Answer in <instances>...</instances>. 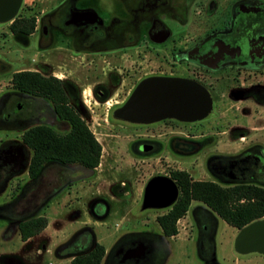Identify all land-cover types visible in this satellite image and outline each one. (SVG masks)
<instances>
[{
  "label": "flooded vegetation",
  "instance_id": "flooded-vegetation-1",
  "mask_svg": "<svg viewBox=\"0 0 264 264\" xmlns=\"http://www.w3.org/2000/svg\"><path fill=\"white\" fill-rule=\"evenodd\" d=\"M121 1L128 9L127 15H102L76 0H55L44 7H39L40 0H0V237L11 242L15 234L23 247L20 254L0 255V264H50L52 254L60 252V257H71L89 242L84 233L90 230L86 224L67 239H59L56 245L44 240L34 245L31 241L46 224L25 237L20 232L34 230L35 217L45 216L52 199L65 195L79 180L93 177L101 156L100 145L99 160L91 168L44 159L40 170L34 173V147L24 142V130L46 125L64 132L69 125L65 118L67 106L70 114L83 119L96 139L85 121L92 114L84 106L89 107L90 98L106 103L115 91L108 94L106 87L110 69L108 73L102 71L103 78L92 81L89 92L73 78L56 74L39 56L57 44L69 47L79 57V53H85L92 58L94 54L125 51L139 45L143 38L155 49L160 47L166 56L167 68L143 71L121 99L109 102L102 117L110 121L114 130L124 131L128 136L127 153L141 161L144 181L139 209H152L157 228H142L147 220L132 222L130 217L131 225L116 232L101 264H162L168 259V238L161 230L158 232L160 226L155 217L167 211L177 194L166 206L142 207L148 179H170L176 185L175 179L182 171L187 179L264 186V0H190L191 9H187L185 19L174 11L170 0ZM162 16L177 18L187 32L173 33ZM22 60L25 64H20ZM114 70L117 75L113 84L118 83L120 73L117 67ZM24 71L29 80L26 87H19L11 75ZM33 72L46 78L56 77L59 89L40 91L38 84L46 81L36 82ZM152 78L174 84L170 107L148 104ZM140 88L142 113H137L133 112L132 98ZM198 154L202 155V178L193 177L186 165ZM41 179L56 181L43 183ZM125 184L121 180L113 185V193H128ZM176 188L178 193L177 185ZM116 202L97 193L89 199L87 210L105 218L115 211ZM196 206L191 202L186 213L190 216L189 232L198 236L195 248L200 264H241L252 253L263 260L253 264H264V253L257 251L233 249L230 262L220 260L210 239L214 225L210 234L208 224L199 220L213 213ZM79 207L80 203H75L71 210L78 211ZM125 213L124 209L116 229L126 221ZM24 221L29 224L24 226ZM206 231L209 237L204 242ZM2 242L0 239V245Z\"/></svg>",
  "mask_w": 264,
  "mask_h": 264
},
{
  "label": "rangeland",
  "instance_id": "rangeland-1",
  "mask_svg": "<svg viewBox=\"0 0 264 264\" xmlns=\"http://www.w3.org/2000/svg\"><path fill=\"white\" fill-rule=\"evenodd\" d=\"M54 1L55 0H40L39 7L53 4ZM76 1L77 3L94 7L99 10L102 15H127L128 11L121 0ZM189 1L190 0H170V4L174 6V11L178 12V16L185 19L188 13L187 9H191ZM162 17L173 33L176 31L187 32V27L181 24L177 18L170 17L165 19L164 16ZM201 25L202 23H200V26ZM140 42L139 45L126 48L125 51L107 52L100 55L94 54L92 58H90V56H85V53H79L82 55V57H79L77 53L72 51L69 47L63 48V45L59 46V44H57L55 49L50 48L39 56V59L45 60V62L48 63V67L55 70L56 74L71 77L81 83L82 86H86L85 92H89L93 80L103 78L102 71L108 73L110 69L109 81L106 87H108V94L112 90L115 91L106 103L92 101L90 98L91 102L88 103L89 107L87 108L84 106V109H88L89 113L92 114L90 118H85V121L101 145V156L99 164L97 165V171L90 179H81L73 184L65 195L52 199L49 207H47L45 211L47 219L46 226L31 240L34 245L39 244V242L43 240L56 245L59 239H67L70 237L69 235L71 233H74V231L79 229L83 224L89 225L90 227V230L88 229V231L84 232L86 233L87 241L93 238L98 239L105 248L113 244V238L116 232L124 231L131 225V221L135 222L140 218L142 222L145 220L148 221L146 224H142V228H157L156 222L153 221L152 209L148 207L142 208V210L139 209V197L142 182L144 181L141 173V161L134 160L127 153L125 141L128 136L124 134V131L114 130L110 121L102 118L109 102L113 99H121L135 79L142 75L143 71L166 67V56L165 53L160 50V47L155 49L150 42L143 40V38ZM19 62L20 64H25L23 60ZM116 67L120 73H118V83L113 84L112 79H115L117 75L114 70ZM5 78L6 76H4L3 82H5ZM88 96L89 94H86V97ZM84 113H82V115ZM112 133L116 134L112 135ZM113 164H115V167L112 166ZM186 165H188V171L193 177L202 178L205 176L201 154L196 155L193 161L189 160V163ZM41 180L43 183L50 180L51 184L56 181V179ZM121 180L126 182L125 185L129 187V192L121 193L118 197L116 193H113L112 186L116 185ZM97 193H102L105 198L112 201L116 202L117 200L113 206L114 208L112 207L115 211L110 212L105 218L93 215L87 210L89 199ZM75 203H80L78 211L71 210L74 209L71 207H73ZM124 203L127 204L124 206ZM192 203L195 204V207H197L196 205L198 204L208 211L207 207L201 204V202L193 201ZM124 209L126 210L125 214L127 215V219L116 229L117 223L121 222L119 216L123 213ZM196 209L197 208H195V211ZM130 217L132 219L131 221ZM199 218L201 222L205 221L208 224L209 233L211 226L214 225V230L212 234L210 233V239L215 247V255L220 260H223V262H230L231 257L234 255L233 249L235 248H233V242L237 232L236 228L227 224L221 218L215 217L213 214L211 215V213L210 215H204V217ZM189 222L190 216L185 212L178 220V225L180 227L178 234L174 238L167 239V244L170 248V256H168V259L162 264H200L195 248L198 237L197 233L192 231L185 234L183 232L186 227H189ZM209 233L207 231L204 233V242L208 240ZM0 239L3 241V244L0 245V255H17L23 250L15 234L12 236L11 242H6L11 239H5L4 237H0ZM58 253L60 252L54 253L49 257L50 264H68L70 257L63 258L60 257L61 255ZM241 261V264H253L252 262L255 261L257 263L263 262L256 253L250 254L249 257L246 259L243 258Z\"/></svg>",
  "mask_w": 264,
  "mask_h": 264
},
{
  "label": "trees",
  "instance_id": "trees-1",
  "mask_svg": "<svg viewBox=\"0 0 264 264\" xmlns=\"http://www.w3.org/2000/svg\"><path fill=\"white\" fill-rule=\"evenodd\" d=\"M33 74L36 82L46 81L38 84L40 91L59 89V79L56 77L46 78L36 72ZM11 80L19 87H26L29 80L28 72L13 73ZM59 107L57 104V108ZM65 108L67 110L65 118L69 125L64 132H57L46 125H36L24 130L22 134L24 142L34 147L31 167L34 173L40 170L44 159L50 158L66 164L75 162L84 168L93 167L99 160V142L93 137L83 119L76 114H70L69 107ZM182 175L180 171L179 179H175L178 187L176 198L167 211L155 217L163 235L170 236L177 232L176 219L186 212L193 201L201 202L216 217L236 229L253 220L264 218V186L249 183L219 184L206 179H187ZM34 221V230L27 232L20 229L22 237L40 230L47 219L45 216H38ZM28 224L29 221H24V226ZM103 253L104 246L93 238L84 246L83 251L70 257L68 264H101Z\"/></svg>",
  "mask_w": 264,
  "mask_h": 264
},
{
  "label": "water",
  "instance_id": "water-1",
  "mask_svg": "<svg viewBox=\"0 0 264 264\" xmlns=\"http://www.w3.org/2000/svg\"><path fill=\"white\" fill-rule=\"evenodd\" d=\"M150 83V102L154 107H170L174 101V84L162 78H152ZM133 112L142 113V88L133 96ZM202 100V98H201ZM197 105V100L194 101ZM203 109V102L200 103ZM177 194V188L170 179H148L142 193V207H163L171 203ZM233 246L239 252L258 251L264 253V218L253 220L237 229Z\"/></svg>",
  "mask_w": 264,
  "mask_h": 264
},
{
  "label": "crops",
  "instance_id": "crops-1",
  "mask_svg": "<svg viewBox=\"0 0 264 264\" xmlns=\"http://www.w3.org/2000/svg\"><path fill=\"white\" fill-rule=\"evenodd\" d=\"M117 194V193H116ZM117 196L119 197L120 195H118L117 194ZM127 203H124V206L126 205ZM99 219V218H98ZM119 220H121V217H119ZM179 220V219H178ZM177 225V232L175 233V234H173V235H170V236H167V238L168 239H171V238H174L177 234H178V232H179V225H178V223L176 224ZM185 227V226H184ZM238 229V228H237ZM236 229V230H237ZM158 232H160V229H158ZM183 232L185 233V234H187V233H189V227H186L185 228V230H183ZM97 241H98V239H96ZM101 243V242H100ZM103 245V244H102ZM104 246V245H103ZM107 248H105V246H104V252H105V250H106ZM249 252V251H248ZM258 252V251H257ZM261 253V252H260ZM169 256H170V248H169ZM102 259V258H101Z\"/></svg>",
  "mask_w": 264,
  "mask_h": 264
}]
</instances>
